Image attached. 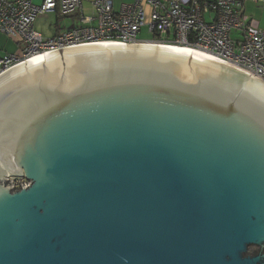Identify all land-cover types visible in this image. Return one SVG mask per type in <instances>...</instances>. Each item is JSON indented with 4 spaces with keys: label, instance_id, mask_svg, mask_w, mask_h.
Masks as SVG:
<instances>
[{
    "label": "water",
    "instance_id": "1",
    "mask_svg": "<svg viewBox=\"0 0 264 264\" xmlns=\"http://www.w3.org/2000/svg\"><path fill=\"white\" fill-rule=\"evenodd\" d=\"M0 264H264V84L110 41L1 73Z\"/></svg>",
    "mask_w": 264,
    "mask_h": 264
},
{
    "label": "built area",
    "instance_id": "2",
    "mask_svg": "<svg viewBox=\"0 0 264 264\" xmlns=\"http://www.w3.org/2000/svg\"><path fill=\"white\" fill-rule=\"evenodd\" d=\"M32 1L0 0V35L18 37L25 45L20 57L0 60V74L42 53L110 41L202 51L264 84V28H254L243 19L246 1L264 0H121L118 8L115 0H88L90 16L84 15V0H42L40 6ZM46 13L68 19L71 26L43 37L33 24L37 15ZM206 14L213 18L206 20ZM143 31L150 39H138Z\"/></svg>",
    "mask_w": 264,
    "mask_h": 264
},
{
    "label": "rangeland",
    "instance_id": "3",
    "mask_svg": "<svg viewBox=\"0 0 264 264\" xmlns=\"http://www.w3.org/2000/svg\"><path fill=\"white\" fill-rule=\"evenodd\" d=\"M130 0H125V2H128ZM186 1V0H183ZM35 6H40L42 3V0H33L32 1ZM115 7L118 8L121 0H115ZM84 15L90 16L92 15V10L90 5L87 2H84ZM209 20V19H206ZM69 21L65 18H60L56 14L46 13L37 15L35 18L33 29L40 33L45 38H51L55 35V31L58 27L63 28L64 26H67ZM233 37L236 35L233 34ZM139 40H148L150 39L149 35H147L144 31L141 35L138 37ZM25 45L24 43L17 37V38H11L6 35H0V60H3L6 57L10 56H21V52L24 49ZM11 182H13V185H19L24 180L23 179H10Z\"/></svg>",
    "mask_w": 264,
    "mask_h": 264
},
{
    "label": "crops",
    "instance_id": "4",
    "mask_svg": "<svg viewBox=\"0 0 264 264\" xmlns=\"http://www.w3.org/2000/svg\"><path fill=\"white\" fill-rule=\"evenodd\" d=\"M84 2H87L90 5V2L88 0H84ZM243 13H244L243 19L247 22L248 25L254 28L255 27L264 28V1H258L257 3L246 1L244 4ZM212 18H213L212 14L205 15V19L210 20ZM70 26H71V22L69 21L67 26H64L63 28L58 27L57 30L55 31V34L63 31L66 28H69Z\"/></svg>",
    "mask_w": 264,
    "mask_h": 264
},
{
    "label": "bare ground",
    "instance_id": "5",
    "mask_svg": "<svg viewBox=\"0 0 264 264\" xmlns=\"http://www.w3.org/2000/svg\"><path fill=\"white\" fill-rule=\"evenodd\" d=\"M181 48H183V47H181ZM187 49H189V48H187ZM191 50H193V49H191ZM195 51H198V50H195ZM198 52H201V53H204V52H202V51H198ZM204 54H206V53H204ZM207 55H209V54H207ZM209 56H211V55H209ZM32 58V57H31ZM22 62V61H21ZM21 62H18V63H16V64H14L13 66H15V65H17V64H19V63H21ZM12 66V67H13ZM11 68V67H10Z\"/></svg>",
    "mask_w": 264,
    "mask_h": 264
},
{
    "label": "trees",
    "instance_id": "6",
    "mask_svg": "<svg viewBox=\"0 0 264 264\" xmlns=\"http://www.w3.org/2000/svg\"><path fill=\"white\" fill-rule=\"evenodd\" d=\"M198 2H202V1H204V0H197ZM59 30V29H58Z\"/></svg>",
    "mask_w": 264,
    "mask_h": 264
}]
</instances>
